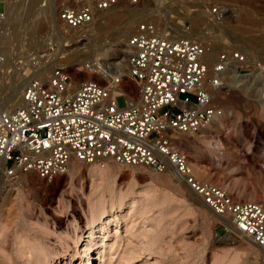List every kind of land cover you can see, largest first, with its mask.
<instances>
[{
	"label": "rangeland",
	"instance_id": "374dc122",
	"mask_svg": "<svg viewBox=\"0 0 264 264\" xmlns=\"http://www.w3.org/2000/svg\"><path fill=\"white\" fill-rule=\"evenodd\" d=\"M17 2L20 12L4 22L7 34L3 49L8 69L32 74L30 57L52 54L53 59L68 66L74 85L80 78L103 76V70L94 74L77 70L81 63L64 61L66 53L87 46L84 43L88 38L70 34L60 21L53 22L55 1L53 8L46 0L34 5L30 0ZM217 2L229 4L230 11L222 20L236 24L241 29L236 34L246 38L264 35V0H202V9L192 7L204 10L205 5ZM182 3L177 8L184 12ZM0 7H5L4 0ZM178 9L141 0L98 12L94 30L106 36L98 43L106 49V54L99 57L103 68L115 73L112 62L121 58V72L125 71V53H121L120 45L127 34L121 36L122 31L130 32L143 20L164 28L173 13L175 17L181 14L180 19L186 23L187 17ZM128 10L133 14L116 22L117 15ZM203 31L216 34L214 30ZM117 33L121 36L118 41ZM210 37L207 40L217 43L216 37ZM254 49V58L264 63V44ZM94 57L86 55L83 61ZM41 68L47 70L48 66ZM227 74L224 81L232 85ZM258 79L246 89L229 88L225 98L218 100L224 109L222 119L213 120L198 133L183 134L178 140L196 174L219 183L235 199H264V85ZM129 85L135 89L133 81ZM0 93L3 100L4 90ZM117 101L124 105V96L119 95ZM212 143H216L215 148ZM73 162L65 173L50 180L31 170L4 178L0 193V264H85L87 255H92L90 264H264L259 259H248L241 250L242 239L229 230L226 233L209 215V209H202L169 171L170 182H166V173L110 161L107 164L118 166L115 173L92 179L89 172L96 164L76 161L80 171L70 176ZM97 207L106 212L89 226L91 210ZM88 230L94 233L87 238Z\"/></svg>",
	"mask_w": 264,
	"mask_h": 264
},
{
	"label": "built area",
	"instance_id": "2783aa9c",
	"mask_svg": "<svg viewBox=\"0 0 264 264\" xmlns=\"http://www.w3.org/2000/svg\"><path fill=\"white\" fill-rule=\"evenodd\" d=\"M140 1L55 0V9L63 27L78 28L98 10ZM153 1L175 9L181 0ZM229 9L227 3H209L205 17L208 22L221 21ZM4 20L5 7H0V73L6 57ZM185 25L190 32L189 20ZM190 35L162 33L156 22L143 20L125 36V71L107 72L90 58L76 69L103 70L104 76L80 78L76 86L67 65L52 54H33V74L23 85L20 102L1 108L0 93L3 174L7 179L31 170L50 180L65 173L71 160L101 166L114 161L156 172L169 169L223 218L216 222L226 233L227 222L234 232L252 240L264 261V199H235L219 183L197 175L176 138L200 132L223 114L218 100L232 87L224 81L229 68L234 67L237 75L257 72L264 85V63L246 62V53L228 39L221 41L212 59L211 40L203 41L195 31ZM44 66L48 68L42 72ZM119 95L124 96V105L118 104Z\"/></svg>",
	"mask_w": 264,
	"mask_h": 264
},
{
	"label": "bare ground",
	"instance_id": "6f19581e",
	"mask_svg": "<svg viewBox=\"0 0 264 264\" xmlns=\"http://www.w3.org/2000/svg\"><path fill=\"white\" fill-rule=\"evenodd\" d=\"M4 1H5V19H6L7 23H8L9 20L13 16H17L18 12H20V10L18 9L19 8V4H17L19 2H17V0H4ZM37 1L38 0H30V3H31V5H34ZM46 1H48V3L50 4V6H51L50 8H53L52 6H54V1L55 0H46ZM201 1L202 0H190L188 2L184 1L185 4L182 3L181 6H180V7H182V9H184V12L182 10L178 9V8H175V9H178V11L180 13H184L183 14L184 17H187V19L189 20V22L191 24L190 25L191 26L190 32L191 31H195V33L198 35V37H200L203 41L204 40L207 41V38L210 37V36L212 38L216 37L218 39L217 43H216V41H211V46H212L211 58L212 59L215 57V54L217 53L218 49L221 47V44H220L221 41L222 40H226L227 37H230V40L232 39V44H231L232 47H234L236 49H239L241 51L243 50L242 49L243 47L246 48L245 51H243V52L248 54L247 55L248 59L246 60V62L250 63L253 60L254 56H255L254 54H255L256 51H254L255 50L254 48H256V46L258 44H264V35H261V36L259 35L260 37H258V38H256V37L253 38L254 36L252 38H250V37L246 38V37H244V35L241 34L242 32L240 33L241 35H238V33L237 34L235 33V31H237L239 29L237 27V25L231 23L230 21H226L227 19L221 20V21H217V22L216 21L208 22L206 17H205V10H206V6L207 5L204 6V8H203L204 10H200V8L202 7V6H200V2ZM126 4H128V3H126ZM117 5H119V4H117ZM114 6H116V5H114ZM114 6H111L110 8H112ZM192 6H197V7L199 6L200 8L195 10L196 8L192 7ZM110 8H107V9H110ZM27 9H26V12H27ZM107 9H102V10L96 11V13L94 14L92 20L90 22H88L85 26L78 27V28H68V33H70V34L71 33L72 34L80 33V35H85L88 38V42L84 43V45H87V46H84L81 50L70 52V53H66V55L64 57V61L66 63L67 62L71 63V64L72 63L73 64L82 63L83 60H84V57L86 55H90V56H95L94 59L95 60L97 59V62L101 65V67H103V63L99 62V57H101L102 55L106 54V49L104 48L105 45H101V44L98 45V43H100L102 41L104 42L106 36L99 35V32H96L94 30V26L96 24V22H94V17H95V15L98 12L103 11V10H107ZM48 11H49V9H48ZM52 11H53V13L52 12L51 13L53 14V17H52L53 18V22L55 24H57L59 19L57 17V14L54 12V8L52 9ZM130 14H133V11L128 10L127 12L118 14L117 15L118 19H117L116 22H119L122 18H124V16L130 15ZM166 14H168V13H166ZM180 15H177L175 17L174 13L171 14L170 15V19L171 20L170 21H166L167 24L165 25L164 28H162V26H159V31L162 32V33H166L167 30H169L170 33H172V35L175 36V37L191 36L190 32L186 28V25H185L184 21L182 19H180V17H182ZM166 16L168 17V15H166ZM17 18L19 19V17H17ZM4 22H5V20H4ZM168 22H170V24H168ZM91 25H92V27H91ZM199 25H200V27H198ZM85 27H88L87 30H83L82 31L81 29L85 28ZM205 27H206V29H205ZM200 28L203 29V30H207V29L208 30H214V33L216 31V34H213V33L210 34L211 32L210 33H206L205 31L200 30ZM95 29H97V28H95ZM79 30H81L82 32H78ZM240 30L241 29H239L238 31L240 32ZM123 32H125V33H123ZM176 32H178V34H176ZM128 33H129L128 31H122L121 32V36L124 35V34L126 35ZM118 34H120V33L116 34L117 35V38H116L117 41L121 37V36L118 37L119 36ZM239 42H240V44H239ZM106 44H108L109 46H112L111 43L109 44L107 42ZM241 45L243 47H241ZM120 46H122L121 53L124 54L125 51L128 49L127 46L125 45V41H123V43ZM252 49H254V50H252ZM112 63H113L112 64L113 65L112 68H113V70L115 72H121L123 70V66H122L123 62H122L121 58L119 59V61L112 62ZM8 65H9V62L5 58L4 62L1 65L2 66V71L0 73V89L4 90V93H5V96H4L3 100H2L1 108L2 107H12V106H14V105H16V104H18L20 102V95H21V91H22L23 85L25 84V82L33 74V72H31L32 74H27V70L25 71V73H21V72H17L16 73L15 71H12L11 69H8ZM42 69H44V68H41V70ZM44 71H46V70L44 69ZM99 71L100 70H95L93 73L97 74V73H99ZM88 72H90V71H88ZM226 72L228 73L227 74L228 75L227 78H229V79L231 78V84H232L231 86L232 87H236V88H240V89H246V88L250 87L251 84L253 85L254 83H256L259 80L258 78L260 76L257 72H252L253 74L250 73V72L249 73L246 72V73H243L241 75H237L235 73V71H234V67L229 68ZM90 73H92V72H90ZM103 76H104V74H103ZM74 86H76V84ZM221 117H222V115H221ZM221 117H218V118H215V119L221 120L222 119ZM180 137L181 136H176L177 141L179 140ZM214 144H216V143H214ZM214 144L212 143L211 145H212V147L215 148L216 145H214ZM73 161L74 162L72 163V166H70L71 167L70 171L68 172V174L70 176L77 175L79 173V171H80L79 170L80 169L79 165L76 162V160H73ZM108 162H110V161L105 162L104 165H102V166L98 165L96 163H91L90 165H92V164L93 165H95V164L97 165V166H94V168L91 169L90 172H89V175L91 176V178L95 179L96 175L104 176V175H111V173L112 174L115 173L114 171H116V168L118 166L116 164H114L115 166H111L110 164H107ZM130 166H135V165H130ZM168 171H169V169H167V170L162 172V173H166V175L163 176L164 177L163 180L166 181V182H170V176H167L168 175L167 174ZM171 175L173 176L172 173H171ZM156 177H158V176H156ZM4 178L6 179V177L3 174V161L0 158V193H1L2 186L4 184ZM175 180L178 183L177 185H179L180 182H181V184H183V186L186 188L185 184L182 181L179 180V182H178V179H176V178H175ZM186 189L194 197L193 199H195L199 203V206H201L202 209H204V208L205 209H209L201 201L199 196L194 194L188 188H186ZM91 211H92L91 212V217H89V219H88V225L89 226H91L94 223V221H96L97 219L101 218L106 212L105 209H102V208H99V207H97V208H95V209H93ZM209 211H210L209 215H211L216 221L218 219H223L222 217L215 215L210 209H209ZM226 227H227V230H229L230 232L234 233L235 235L239 236L242 239L241 240L242 242H240L241 243V247H242L241 250H243L244 253H246L248 255V259H251L252 261H257L259 259L260 262L264 263V261L262 259V255H261V249L252 240H250L246 236H243L241 234H237L236 232H234V229L232 228V226H230V224H228L227 222H226ZM93 233L94 232L89 231L88 234H87V238L91 237L93 235ZM238 245H240V244H238ZM91 262H92V255H87L85 264H90Z\"/></svg>",
	"mask_w": 264,
	"mask_h": 264
}]
</instances>
